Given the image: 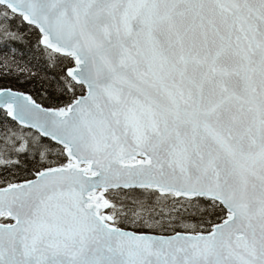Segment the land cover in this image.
<instances>
[{
  "label": "snow or ice",
  "instance_id": "1",
  "mask_svg": "<svg viewBox=\"0 0 264 264\" xmlns=\"http://www.w3.org/2000/svg\"><path fill=\"white\" fill-rule=\"evenodd\" d=\"M0 264H264V0H0Z\"/></svg>",
  "mask_w": 264,
  "mask_h": 264
}]
</instances>
